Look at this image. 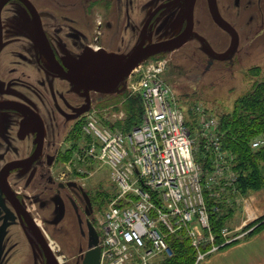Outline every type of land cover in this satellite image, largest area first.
<instances>
[{
  "label": "flooded vegetation",
  "instance_id": "flooded-vegetation-1",
  "mask_svg": "<svg viewBox=\"0 0 264 264\" xmlns=\"http://www.w3.org/2000/svg\"><path fill=\"white\" fill-rule=\"evenodd\" d=\"M30 1L9 0L0 9V264H48L49 258L60 264L58 240L73 227L81 256L90 226L100 240L103 208H95L97 199L77 178L72 128L88 110L79 112L103 94L90 92L88 103L72 91L62 76L72 69V56L87 48L126 52L142 39L175 38L188 25L175 0ZM207 15L222 31L214 40L205 35ZM263 35L264 0H196L190 38L155 56L196 42L192 54L199 48L208 66L234 64L247 52L243 45ZM221 53L224 58H217Z\"/></svg>",
  "mask_w": 264,
  "mask_h": 264
},
{
  "label": "built area",
  "instance_id": "built-area-1",
  "mask_svg": "<svg viewBox=\"0 0 264 264\" xmlns=\"http://www.w3.org/2000/svg\"><path fill=\"white\" fill-rule=\"evenodd\" d=\"M169 59L150 57L131 74L128 86L141 98L139 124L126 132L100 121L96 109L84 115L82 132L85 157L110 168L117 193L98 215L100 264H154L171 256L168 237L183 234L197 251L196 263L220 245L211 231L205 190L222 191L234 180V156L228 153L217 131L218 117L204 105L179 106L164 73ZM109 120V119H108ZM188 121H194L196 135L211 152V168L204 173L195 160L197 136ZM264 138L252 141L260 147ZM245 232L230 235L222 229L227 244ZM60 264H66L60 256Z\"/></svg>",
  "mask_w": 264,
  "mask_h": 264
},
{
  "label": "rangeland",
  "instance_id": "rangeland-1",
  "mask_svg": "<svg viewBox=\"0 0 264 264\" xmlns=\"http://www.w3.org/2000/svg\"><path fill=\"white\" fill-rule=\"evenodd\" d=\"M37 1L47 3L50 0ZM60 1L72 2V0ZM206 17L205 35L209 39L214 40L218 32L222 31L213 23L211 18L209 19L208 15ZM192 43L170 54H162L169 59L164 78L172 87L176 98L179 100V106L185 113L197 104L204 105L216 116L231 111L236 98L247 92L256 80L264 77V35L258 37L249 48L244 44V50H247V52L242 56L236 57L234 64H230L228 61H215L208 66L207 56L202 54L199 48L198 53L193 56L192 47L195 46L196 42ZM186 51L190 54L186 53ZM252 67L261 68L262 72L259 76L252 74L250 71ZM130 81L131 77L128 78L126 83L127 88L124 91L103 94L100 99H94L90 110H97L101 122L108 119L116 122L126 116L125 110L122 108L124 101L127 99L125 95L127 93L128 96L135 95L128 88ZM75 139L78 140L77 137ZM85 143L82 140L77 141L72 150V159H74L73 163H75L73 167H75L77 176H79L77 177L78 180L83 182L94 194V198L97 199L95 208L97 209L102 206L104 209L117 193L116 185L111 179L110 168L108 166L92 162L88 157H85ZM230 221L232 224L235 223V220L230 219ZM79 237L77 227H73L70 235L65 237L60 236L58 240V243L62 247L61 253H63L62 256L66 264L82 263L84 254L81 256L79 245L82 240ZM175 237L182 238L183 236L179 234L175 235ZM58 243H56V247L60 248ZM82 243V249L85 252L88 247L86 240L84 239ZM210 257L211 254L207 253L206 257L196 264H205ZM161 259L159 258L154 263Z\"/></svg>",
  "mask_w": 264,
  "mask_h": 264
},
{
  "label": "trees",
  "instance_id": "trees-1",
  "mask_svg": "<svg viewBox=\"0 0 264 264\" xmlns=\"http://www.w3.org/2000/svg\"><path fill=\"white\" fill-rule=\"evenodd\" d=\"M250 71L256 76L262 72L260 67H252ZM126 97L122 107L126 116L116 122L110 120H103V122L128 132L139 124L143 107L139 95L128 96L127 93ZM189 112L193 113L191 108ZM217 117V131L220 141L224 149L234 156L231 169L235 173L234 180L223 191L218 186L205 190L211 231L215 236L216 243L221 244L224 241L222 229L227 226L234 211V197L260 190L264 186V144L260 147H252L254 139L264 138V77L256 80L247 92L236 98L231 111L224 112ZM83 121L84 119L77 121V126L72 128V150L77 141L86 142L89 139L82 132ZM188 124L192 133L196 135L195 122L188 121ZM196 144L198 149L194 154L195 160L203 167L206 174L211 168V152L206 149L204 139L201 136H197ZM252 226H254L252 233L262 228L264 216L251 222L249 227ZM182 236V238H177L175 235L169 236L168 241L172 246L173 254L164 256L154 264H196L197 251L189 239L183 234Z\"/></svg>",
  "mask_w": 264,
  "mask_h": 264
},
{
  "label": "water",
  "instance_id": "water-1",
  "mask_svg": "<svg viewBox=\"0 0 264 264\" xmlns=\"http://www.w3.org/2000/svg\"><path fill=\"white\" fill-rule=\"evenodd\" d=\"M7 1L9 0H0V9ZM21 1L31 2L30 0ZM175 1L180 6L183 17L188 22L181 34L172 39L150 44H145L144 39H142L126 52L110 51L105 48H87L79 56H72V69L65 74L62 73V76L72 83V91L84 94L88 103L90 92L112 94L124 91L127 88L128 78L140 63L159 53L170 52L183 45L193 33L196 0ZM215 9V6L211 4L213 16L223 27L229 30V25ZM35 35L37 42L41 43V35L37 30ZM198 37L204 41L202 36ZM217 58L223 59L224 54H218ZM89 109L90 107H85L79 114ZM100 253L99 234L94 226H90L89 244L81 264H100ZM48 264H56V262L54 259L49 258Z\"/></svg>",
  "mask_w": 264,
  "mask_h": 264
},
{
  "label": "crops",
  "instance_id": "crops-1",
  "mask_svg": "<svg viewBox=\"0 0 264 264\" xmlns=\"http://www.w3.org/2000/svg\"><path fill=\"white\" fill-rule=\"evenodd\" d=\"M234 199L235 206L230 219L235 220V223L228 221L226 227L230 235L243 231L244 236L241 241L236 240L239 242L235 244L232 243L236 241L225 246L219 244L217 250L209 253L211 257L205 264H264V226L253 233L254 226L249 227L251 222L264 216V186L245 195H236Z\"/></svg>",
  "mask_w": 264,
  "mask_h": 264
}]
</instances>
